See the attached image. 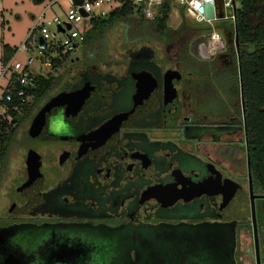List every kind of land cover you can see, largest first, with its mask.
<instances>
[{
    "label": "flooded vegetation",
    "instance_id": "flooded-vegetation-1",
    "mask_svg": "<svg viewBox=\"0 0 264 264\" xmlns=\"http://www.w3.org/2000/svg\"><path fill=\"white\" fill-rule=\"evenodd\" d=\"M192 27L172 57L176 40L73 58L40 108L56 100L46 131L57 139L27 151L12 225L43 242L63 245L65 235L73 249L98 252L90 264H229L227 234L230 264H257L251 189L261 195L230 83L235 39L216 24ZM257 228L264 264L258 219Z\"/></svg>",
    "mask_w": 264,
    "mask_h": 264
},
{
    "label": "trees",
    "instance_id": "trees-1",
    "mask_svg": "<svg viewBox=\"0 0 264 264\" xmlns=\"http://www.w3.org/2000/svg\"><path fill=\"white\" fill-rule=\"evenodd\" d=\"M46 0H34L42 4ZM51 2L53 0H47ZM175 0H165L160 10V15L155 20H147L141 11L132 4L125 3L115 8L106 18L93 19L86 29L81 49L92 52H104L103 47L109 48L106 42V34L120 22L131 24L128 35L144 38L148 42L160 45H170L180 36L193 31L191 22L182 7L183 21L177 30L168 26L172 6ZM240 8L236 10L235 22L229 30L233 40L235 39V26L238 34V52L233 59L229 70L230 83L237 89L245 111L246 133L248 138L250 171L255 193L264 195V0H239ZM148 46L150 50L154 48ZM106 51V50H105ZM14 52L8 47L4 48L3 61L12 58ZM65 58L64 62L67 61ZM55 63L54 68L61 66ZM59 84V78L52 75L38 76L36 88L32 91L34 101L29 106H24L19 113L14 114L11 123L0 120V165L6 159L14 134L20 126L28 121L32 122L40 110L46 98ZM257 219L264 224V201H260L257 207Z\"/></svg>",
    "mask_w": 264,
    "mask_h": 264
},
{
    "label": "built area",
    "instance_id": "built-area-1",
    "mask_svg": "<svg viewBox=\"0 0 264 264\" xmlns=\"http://www.w3.org/2000/svg\"><path fill=\"white\" fill-rule=\"evenodd\" d=\"M68 2L69 7L63 10V16L57 13L49 14L54 6L60 2ZM190 10L191 16L200 24H212L199 12V6L184 0ZM237 0H224L227 20L235 22ZM130 3L141 11L147 20H155L160 15L165 0H84L82 5H77L74 0H53L49 2L37 18L34 27L30 30L28 39L33 35L37 37L36 55L32 45L24 44L22 51L28 54L27 61L22 63L15 60L14 56L3 62L0 68V120L11 123L14 114L19 113L24 106L33 103L32 91L36 88L37 77L46 76L54 69L55 63H61L74 53L84 40L86 24L93 19L105 18L109 11L122 4ZM107 7L108 10H98ZM71 27L69 30L68 27ZM216 37V35L214 34ZM30 42V41H29Z\"/></svg>",
    "mask_w": 264,
    "mask_h": 264
},
{
    "label": "rangeland",
    "instance_id": "rangeland-1",
    "mask_svg": "<svg viewBox=\"0 0 264 264\" xmlns=\"http://www.w3.org/2000/svg\"><path fill=\"white\" fill-rule=\"evenodd\" d=\"M187 1L195 6H199L201 2V0ZM47 5H49V2H47V0L45 1V3L42 4H37L34 2V0H0V61L2 59L3 46H9L12 49L17 50V53L14 56L15 60L20 61L22 63H25L27 61L28 54L22 51V47L28 39L30 30L34 27L37 17ZM185 5L186 4L184 0L174 1L170 14V19L168 22V26L172 30H177L180 24L182 23V7ZM68 7L69 3L62 1L57 6H54L53 10L48 13H57L58 15L63 16V10L67 9ZM235 7L236 9L240 8L239 0L236 1ZM102 10L107 11L108 8L104 7L98 10V13H100ZM113 10L114 9L110 10L109 14ZM183 10L185 12V16L191 22H193L194 24H198L191 16L188 6H185ZM108 15L106 17H108ZM1 16H4V18H2ZM214 24H216V31L224 35L226 31H229L232 28L233 22L230 20H224L215 22L213 23V25ZM199 25L206 26L209 28L212 24L203 22ZM130 26L131 24L120 22L112 30H109L107 32L105 40L106 42H108L109 45L108 50L119 52L127 45L140 46L147 43L149 45L155 46V42H148L144 38L137 39L134 34L128 35L126 32H128ZM88 27L89 24L87 23L86 29ZM36 40V35L30 37V43L32 45V49L34 50V55H36ZM223 40L225 41L224 36ZM179 42L180 41L177 38L175 44L171 46V57L177 53ZM81 46L82 45L80 44L78 49L66 59L67 61H63L61 66H58L57 68H54L51 72L46 73V76L50 74L56 77L63 76V78L66 79L67 76L70 75V65L73 58L75 56L80 57L82 55V51H84V49H81ZM93 49L94 48L92 47L89 51H92ZM103 49L105 51L107 50V47L104 46ZM96 59L99 60L98 58ZM192 69H194V67ZM0 85H4V80H0ZM1 94L2 91L0 89V95ZM30 124V121L22 124L18 131L14 134L8 155L4 162L0 165V228L8 227L16 221L14 214L10 213V211L8 212L10 200L11 197L16 194V188L18 185H20V182L22 181L21 174L24 171L23 167L27 151L34 150L40 145L35 142V140L29 134ZM251 241L252 240L250 233L249 236L246 235L245 239H242L241 249H244L247 246L251 248ZM242 264H246V262L243 261Z\"/></svg>",
    "mask_w": 264,
    "mask_h": 264
},
{
    "label": "water",
    "instance_id": "water-1",
    "mask_svg": "<svg viewBox=\"0 0 264 264\" xmlns=\"http://www.w3.org/2000/svg\"><path fill=\"white\" fill-rule=\"evenodd\" d=\"M77 5H82L84 0H74ZM199 12L205 16V19L211 23L227 20L224 0H202V5ZM70 30L71 27L69 26ZM238 34L235 26V44L238 50ZM241 100L243 102L242 87H241ZM56 100H52L49 104L44 106L35 116L29 128V134L33 139L38 140H55L56 135L46 131L47 126V113H51L55 109ZM52 125L57 126V122L52 121ZM251 210H252V223L255 236V246L257 251V264H260L259 256V239L258 228L255 210V199L262 198L264 195L254 196L251 189ZM247 211L249 210L246 206ZM24 225H10L5 228H0V264H90L88 261L91 259H98V252L94 253L91 250L79 248H72L73 243H67V236L63 235V245L56 243V239H51L43 242L37 237H27V233L23 230ZM87 241V240H86ZM81 242V240H80ZM82 243V242H81ZM233 240L227 234L223 237V250L222 259L225 254H228V262L232 256ZM227 248V249H226ZM97 255V256H96ZM92 264H95L92 263ZM98 264V263H96Z\"/></svg>",
    "mask_w": 264,
    "mask_h": 264
},
{
    "label": "crops",
    "instance_id": "crops-1",
    "mask_svg": "<svg viewBox=\"0 0 264 264\" xmlns=\"http://www.w3.org/2000/svg\"><path fill=\"white\" fill-rule=\"evenodd\" d=\"M47 2H48V1H47ZM44 3H45V2H44ZM39 16H40V14H39ZM39 16H38V17H39ZM1 17L4 18V16H1ZM38 17H37V18H38ZM36 20H37V19H36ZM4 22H5V21H4ZM214 23H215V22H214ZM212 24H213V23H212ZM29 41H30V40L27 39L25 43H26V44H30ZM5 47H8L9 49H11V50L14 52V55H16V53H17V50L12 49V48L9 47V46H3V50H2V59H1V61H0V68H1V64L4 62V61H3V58H4V48H5ZM14 55H13V56H14ZM13 56H12V57H13Z\"/></svg>",
    "mask_w": 264,
    "mask_h": 264
}]
</instances>
